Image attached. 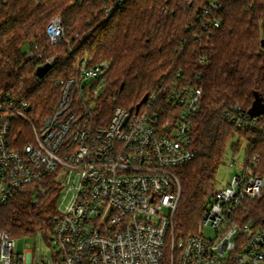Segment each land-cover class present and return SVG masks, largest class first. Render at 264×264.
Listing matches in <instances>:
<instances>
[{
    "label": "built area",
    "instance_id": "2783aa9c",
    "mask_svg": "<svg viewBox=\"0 0 264 264\" xmlns=\"http://www.w3.org/2000/svg\"><path fill=\"white\" fill-rule=\"evenodd\" d=\"M7 1L0 0V11ZM220 11L219 1L208 0L198 26L219 27L213 14ZM46 36L50 44L66 40L60 15L51 19ZM34 48L25 54L37 68L58 62ZM74 68L76 74L57 80L58 104L40 121L29 116L25 94L0 93V208L20 195L38 204L58 188L53 230L47 236L37 232L50 253L42 247L18 251L13 233L0 229V264L264 263V220L259 225L243 215L245 201L264 190V174L252 168L259 155L213 191L197 232L178 238L173 231L182 191L178 170L195 157L192 120L202 104V87L179 72L166 91L149 95L143 110L118 106L112 115H100V98L111 85L110 63L84 58ZM225 114L238 129L264 135L262 115L241 105ZM62 194L71 198L59 207ZM206 228L214 235H205Z\"/></svg>",
    "mask_w": 264,
    "mask_h": 264
},
{
    "label": "trees",
    "instance_id": "16d2710c",
    "mask_svg": "<svg viewBox=\"0 0 264 264\" xmlns=\"http://www.w3.org/2000/svg\"><path fill=\"white\" fill-rule=\"evenodd\" d=\"M217 1L221 11L213 17L221 25L208 30L197 24L208 0H123L121 6L117 0H8L0 11V93L25 94L32 107L28 114L37 121L58 104L57 80L76 74L74 65L84 58L110 63L111 85L100 98V115L110 116L118 106L136 111L147 93L166 91L179 72L202 87L192 120L195 157L178 170L182 191L173 220L178 238L197 231L227 148L238 149L232 143L236 135L250 140L246 163L259 155L264 174V135L238 129L225 114L236 105L249 110L256 93L264 99V0ZM56 15L63 19L66 40L50 44L46 28ZM35 46L58 57L43 78L36 74V60L25 54ZM57 196V187L38 204L29 195L17 196L0 208V229L15 237L50 234ZM243 210L245 221L263 224L264 190L246 200Z\"/></svg>",
    "mask_w": 264,
    "mask_h": 264
},
{
    "label": "rangeland",
    "instance_id": "374dc122",
    "mask_svg": "<svg viewBox=\"0 0 264 264\" xmlns=\"http://www.w3.org/2000/svg\"><path fill=\"white\" fill-rule=\"evenodd\" d=\"M22 121H17L16 126L22 129L24 132H30V127L24 124ZM232 143L238 144V149H233L231 145L228 146L225 155L223 157V161L221 166L219 167L215 179H214V187L215 189H220L227 185V183L231 180V178L238 172H241L240 165L244 164L247 159V150L250 144V140L245 137H240L236 135L232 140ZM260 161L252 165L254 166V170H258L257 172H263L262 169L259 167ZM258 168V169H257ZM64 195L62 194L58 199V206H62L63 201L67 204L70 201L71 195H68L66 199H64ZM55 204L57 202V198L54 200ZM56 209L57 206H56ZM199 226V225H198ZM198 231V229H197ZM196 231V232H197ZM42 232V231H41ZM43 233V232H42ZM47 236L45 233H43ZM205 235L213 236L214 231L210 228H206ZM43 248V250L49 254L50 253V245L48 243H43L42 239L40 238L39 233H30L22 237H16V248L18 251L25 252L26 250H34ZM264 264V263H261Z\"/></svg>",
    "mask_w": 264,
    "mask_h": 264
},
{
    "label": "water",
    "instance_id": "95a60500",
    "mask_svg": "<svg viewBox=\"0 0 264 264\" xmlns=\"http://www.w3.org/2000/svg\"><path fill=\"white\" fill-rule=\"evenodd\" d=\"M262 46L264 47V38L262 39ZM50 64H45L43 66H40L37 68L36 74L38 77L43 78L46 73L51 69ZM149 97V94L147 93L141 102H139L136 106V112H138L141 108V106L147 101ZM249 112L253 114L254 116H259L264 114V99L259 95L255 94V100L252 104V107L249 109Z\"/></svg>",
    "mask_w": 264,
    "mask_h": 264
}]
</instances>
